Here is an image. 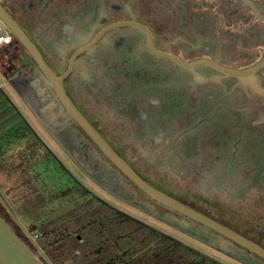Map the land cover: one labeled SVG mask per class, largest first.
Wrapping results in <instances>:
<instances>
[{
  "label": "flooded vegetation",
  "instance_id": "flooded-vegetation-1",
  "mask_svg": "<svg viewBox=\"0 0 264 264\" xmlns=\"http://www.w3.org/2000/svg\"><path fill=\"white\" fill-rule=\"evenodd\" d=\"M0 13L141 178L264 248V0H0ZM0 25V73L96 189L242 264L163 221L215 233L135 184Z\"/></svg>",
  "mask_w": 264,
  "mask_h": 264
},
{
  "label": "trees",
  "instance_id": "trees-1",
  "mask_svg": "<svg viewBox=\"0 0 264 264\" xmlns=\"http://www.w3.org/2000/svg\"><path fill=\"white\" fill-rule=\"evenodd\" d=\"M11 104L0 89V126L22 124ZM0 214L46 264H227L96 196L31 225L35 237L22 231L1 200Z\"/></svg>",
  "mask_w": 264,
  "mask_h": 264
},
{
  "label": "rangeland",
  "instance_id": "rangeland-1",
  "mask_svg": "<svg viewBox=\"0 0 264 264\" xmlns=\"http://www.w3.org/2000/svg\"><path fill=\"white\" fill-rule=\"evenodd\" d=\"M0 82L4 83L5 94L11 100L8 106H15L22 119L27 120L28 128L23 132L17 128L16 132L6 135L0 127V195L24 233L34 236L29 232L31 225L58 217L84 198L96 196L227 264H239L96 189L41 128L1 73ZM19 159L21 163H17Z\"/></svg>",
  "mask_w": 264,
  "mask_h": 264
},
{
  "label": "water",
  "instance_id": "water-1",
  "mask_svg": "<svg viewBox=\"0 0 264 264\" xmlns=\"http://www.w3.org/2000/svg\"><path fill=\"white\" fill-rule=\"evenodd\" d=\"M0 16L4 22L11 28L14 35L20 40L24 46L27 48L29 53L33 56L35 62L40 66L49 78L53 80L54 87L57 89L61 100L65 103L68 108V112L91 136V138L99 145L103 152L111 158L128 176L129 178L137 184L142 190H144L151 197L157 199L160 202L165 203L174 210L180 212L181 214L188 216L209 229L215 231L209 232L205 228H200L196 224H189L188 222L182 221L176 216L165 215L160 216V218L166 223L172 225L173 227L193 236L197 240L208 244L213 247H220L224 253L242 264H264V248L255 242L238 234L234 230L224 226L223 224L213 220L212 218L206 216L205 214L195 210L194 208L178 201L177 199L161 192L156 189L150 183L141 178L132 168L126 163L109 145V143L104 139V137L95 129V127L87 120V118L75 107L72 101L69 99L64 91L61 79H59L53 70L46 64V62L41 57L39 51L35 48L32 42L11 22V20L0 13ZM4 30L0 25V38L3 36ZM21 93V91H20ZM21 95V94H20ZM25 103L31 108L32 104L27 96H21ZM34 113L39 119L42 117L39 113L34 110ZM43 121V119H42ZM124 199V198H123ZM127 202H130L128 199ZM131 203V202H130ZM135 206L141 210L153 213L149 208L145 207L141 202H132ZM155 214V213H154ZM218 233V234H217ZM222 236L230 239L225 241ZM237 243L244 248L248 249L250 252L256 253L263 259L257 258L250 252H245L239 246L235 245ZM0 264H46L35 252L30 248V246L20 237L18 233L14 231L11 225L6 221V219L0 214Z\"/></svg>",
  "mask_w": 264,
  "mask_h": 264
},
{
  "label": "crops",
  "instance_id": "crops-1",
  "mask_svg": "<svg viewBox=\"0 0 264 264\" xmlns=\"http://www.w3.org/2000/svg\"><path fill=\"white\" fill-rule=\"evenodd\" d=\"M3 85V88L2 87H0V89L2 88L3 90L4 89H6L5 88V85H4V83L2 84ZM5 92V91H4ZM22 124L21 125H18V126H16L15 127V124L14 123H11V124H6V125H1L0 127L3 129V132H6L5 134L6 135H10L11 133H13V132H16L17 130V128L18 129H20L21 130V132H23V131H25V130H27V125H26V121H24V119H22ZM0 137H1V135H0ZM22 161L19 159L18 160V162L17 163H21ZM0 200L3 202V204L6 206V202H5V200L3 199V197L0 195ZM6 208H7V206H6ZM8 209V208H7Z\"/></svg>",
  "mask_w": 264,
  "mask_h": 264
},
{
  "label": "built area",
  "instance_id": "built-area-1",
  "mask_svg": "<svg viewBox=\"0 0 264 264\" xmlns=\"http://www.w3.org/2000/svg\"><path fill=\"white\" fill-rule=\"evenodd\" d=\"M8 40H9V38H6L5 40H3V38H0V44L3 43V42H6ZM33 237H35V236H33Z\"/></svg>",
  "mask_w": 264,
  "mask_h": 264
}]
</instances>
